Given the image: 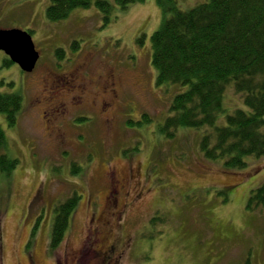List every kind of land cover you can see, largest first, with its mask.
Returning a JSON list of instances; mask_svg holds the SVG:
<instances>
[{"label": "rangeland", "instance_id": "obj_1", "mask_svg": "<svg viewBox=\"0 0 264 264\" xmlns=\"http://www.w3.org/2000/svg\"><path fill=\"white\" fill-rule=\"evenodd\" d=\"M208 1L176 0L184 11ZM49 4L0 0V29L30 31L41 54L32 73L0 66V92L24 99L17 125L0 113L7 153L19 160L0 178V264H264V207L249 203L264 184V156H249L244 169L227 168L201 151L209 129L179 128L172 138L161 131L185 87L157 85L151 47L163 22L157 0L117 10L107 26L95 4L60 22L48 19ZM4 57L0 52V65ZM78 67L93 79L114 69L118 99L109 115L69 108L50 123L44 111L53 80ZM91 88L88 103L96 90L103 98L102 86L92 81ZM225 96L230 110L245 108L234 84ZM145 115L152 122L140 125ZM225 123L222 114L219 124ZM131 169L136 179L115 194V209L108 200L113 182ZM73 197L68 230L52 249L55 210ZM111 247L118 263L106 253Z\"/></svg>", "mask_w": 264, "mask_h": 264}, {"label": "trees", "instance_id": "obj_2", "mask_svg": "<svg viewBox=\"0 0 264 264\" xmlns=\"http://www.w3.org/2000/svg\"><path fill=\"white\" fill-rule=\"evenodd\" d=\"M145 1L50 0L47 17L60 22L74 10L95 4L107 26L117 19V10L126 11ZM157 2L163 13L161 26L151 35L157 85L185 87L174 97L172 115L161 131L172 138L179 128H207L211 132H205L200 144L206 159L244 169L249 156H264V0H209L186 11L176 0ZM62 53L64 50L58 49L57 55ZM2 61L1 68L14 64L7 56ZM231 84L243 95L245 108L230 110L226 105L225 93ZM23 103L20 93L0 92V113L10 127L18 124ZM222 114L224 125L219 124ZM148 117L139 124L151 123ZM8 145L0 125V178L10 176L19 165V160L7 153ZM76 202L73 197L56 208L52 249L63 241ZM249 203L264 207V184L252 191Z\"/></svg>", "mask_w": 264, "mask_h": 264}, {"label": "flooded vegetation", "instance_id": "obj_3", "mask_svg": "<svg viewBox=\"0 0 264 264\" xmlns=\"http://www.w3.org/2000/svg\"><path fill=\"white\" fill-rule=\"evenodd\" d=\"M92 81L93 85L96 84L97 89L102 86L104 95H102L103 98H101L97 94L96 90L94 95L97 98L91 103H88L87 100L93 90V88L90 90V84ZM53 82L55 86L50 92L52 97H50L48 102H46L49 114L47 111H44L45 117L51 115V119L48 120L50 123L64 118L69 108H74L77 111L98 108L103 114L109 115L111 113V107L114 105L115 100L118 99V88L121 80L120 76L114 69L109 71L107 75L99 74L97 79H93L89 71L85 68L78 67L77 69L57 77L53 80ZM135 179L136 176L134 174V170L131 169V173L128 177L123 179L116 178L113 182L114 192L109 196L108 200L115 209H117L119 205V200L116 195H118L122 189L128 187L130 183L135 181ZM110 249L106 253L109 258L116 262L117 260L113 256L115 254V250L113 247ZM101 252L105 254V252Z\"/></svg>", "mask_w": 264, "mask_h": 264}, {"label": "water", "instance_id": "obj_4", "mask_svg": "<svg viewBox=\"0 0 264 264\" xmlns=\"http://www.w3.org/2000/svg\"><path fill=\"white\" fill-rule=\"evenodd\" d=\"M0 51L28 73L35 69L40 59L30 32L20 29H0Z\"/></svg>", "mask_w": 264, "mask_h": 264}]
</instances>
